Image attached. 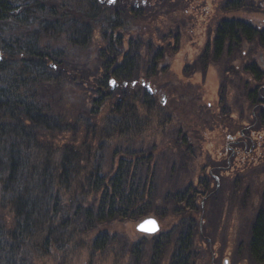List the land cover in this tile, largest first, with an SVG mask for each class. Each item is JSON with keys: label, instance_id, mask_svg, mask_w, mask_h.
<instances>
[{"label": "trees", "instance_id": "16d2710c", "mask_svg": "<svg viewBox=\"0 0 264 264\" xmlns=\"http://www.w3.org/2000/svg\"><path fill=\"white\" fill-rule=\"evenodd\" d=\"M110 1L0 0V183L12 202V255L19 249L23 254L33 251L32 248L36 254L48 251L54 231L74 236L77 230L74 222L89 234L110 222L139 221L152 213L159 214L162 209L169 211L168 208L174 209V203L178 206L185 203L191 208V198L188 202L187 198L162 194L165 184L159 179V166L154 161L155 147L144 149L146 141L141 142L142 127L138 121L142 109L158 107L155 87L151 86V92L148 87L139 86V79L158 80L159 66L168 51L157 42L166 29L158 28V19L153 16L158 13L147 3ZM249 1L226 2L231 10L239 11L250 9ZM143 24H148L147 31ZM96 32L101 39L100 65L90 77L95 80L96 84L91 85L100 100L93 101L90 116L85 113L88 116L85 121L75 115L74 119L72 116L67 119L46 106L45 91L51 85L59 87L62 83L66 88L77 82L71 75L79 76L77 70L67 69L69 60L74 61L73 51L91 46ZM245 42H255L264 48V28L242 20L221 19L212 48H207L200 61L207 67L209 62H217ZM244 70L255 81L263 82L247 95L253 105H262L260 119L264 122V70L254 63L247 64ZM184 72L188 77L187 70ZM154 85L161 89L160 85ZM135 94L141 96L135 98ZM103 108L108 119L93 117ZM81 129L84 135L79 137V144L64 141L66 133ZM130 130L131 138L135 136L137 142L132 140L127 147L122 140L129 139ZM113 134L120 136V140H106ZM111 148L112 156L105 155ZM57 155H61L59 160ZM174 172V169L170 172L173 177ZM64 199L67 204L75 203V218L64 216L71 222L66 224L59 223ZM71 228L74 229L69 233ZM255 233L253 250L261 256L264 254L261 216ZM36 239L45 242L35 245ZM99 240L92 241L93 250L99 247ZM187 250L175 247L171 264L187 262L183 261Z\"/></svg>", "mask_w": 264, "mask_h": 264}, {"label": "rangeland", "instance_id": "374dc122", "mask_svg": "<svg viewBox=\"0 0 264 264\" xmlns=\"http://www.w3.org/2000/svg\"><path fill=\"white\" fill-rule=\"evenodd\" d=\"M139 1L155 8L154 13H158L153 15L158 19V28L166 29V32L159 34L158 42L153 37L152 40L168 51L165 61L159 66L161 72L157 81L139 79V86L143 82L153 84L159 92L156 97L158 107L141 110L142 116L138 119L142 127L141 142L146 141L144 149L155 147L154 161L158 163L157 168L159 166V179L165 184L161 188L163 195L173 194L169 196L173 198L175 193L183 192L191 185L197 188L193 190L197 197L187 198L188 202L191 198L190 209L185 203L179 206L174 203V209L168 208L169 211L162 209L159 214L152 213L139 221L110 222L89 234L74 222L77 229L74 236L70 233L74 228L68 230L70 234L54 231L48 251L36 254L32 248L33 251L23 254L19 249L12 255V202L0 183V264H171L174 252V244L171 243L175 241L173 235L177 225L191 224L193 217L198 223L194 233L193 264H223L224 258L232 264L249 260L246 250L250 230L257 214L264 211V122L260 119L262 105H253L247 93L263 82L255 81L244 67L254 63L263 71L264 48L255 42H245L230 54L226 52L217 62H209L207 67L200 59L207 48H212L215 29L221 19L244 20L264 28V0H250L251 8L239 11L231 10L227 0ZM143 26L147 31L148 24ZM100 45V34L96 32L90 47L73 53L70 51L74 61L69 57L67 69L74 67L79 76L71 75L78 80L66 88L62 83L59 87L51 85L46 88L44 103L50 110L52 108L67 119L70 116L74 119L75 115L82 122L90 116L93 101L100 100L97 90L91 85V82L96 84L95 80L90 77L100 65ZM186 70L188 77L184 74ZM154 84L160 85L161 89ZM133 87L137 88V84ZM137 91L143 92L139 88ZM140 96L134 95L135 98ZM161 97L167 100L166 105L162 104ZM105 109L93 117L108 119ZM86 112L88 116H85ZM128 134L129 139L122 140L127 147L132 140L137 142L135 136L131 138V130ZM83 135L84 129L66 133L64 141L76 145ZM120 138L113 134L106 140ZM242 139L248 142L253 158L263 161L259 167L257 163L252 166L246 156H243L244 160L241 157L235 159L226 151L232 150ZM261 148L258 152L257 149ZM112 150L109 149L105 155L110 153L112 156ZM56 157L59 160L61 155ZM241 164L243 168H249L241 170ZM218 167L223 170L221 173ZM173 169L176 170L174 177L170 175ZM202 178L209 180L211 186L208 191L201 184ZM188 191L191 194V190ZM63 202L61 207L64 211L59 223H71L65 217L71 215L69 219L74 220L75 203L67 204L65 199ZM149 217L158 220L160 232L167 234L166 243L157 248L155 237L137 230V225ZM98 237L107 238V241L102 242ZM161 239H165L163 235ZM95 240H99V247L93 250L92 241L94 243ZM44 242V239H36L34 243L40 246ZM213 250L218 252L220 261L212 258Z\"/></svg>", "mask_w": 264, "mask_h": 264}, {"label": "flooded vegetation", "instance_id": "af4514ba", "mask_svg": "<svg viewBox=\"0 0 264 264\" xmlns=\"http://www.w3.org/2000/svg\"><path fill=\"white\" fill-rule=\"evenodd\" d=\"M154 89L157 91V94H158L159 93L158 90L156 88H154ZM150 91L152 92V90H150ZM161 102H162L163 105H166L167 104V100L164 97H161ZM236 142H237V140L234 141L233 143H236ZM229 146H230V144H229ZM262 149L263 148L257 149V150L259 152ZM249 150L250 149H249L248 142H246V141H244L242 139V141L239 140L237 142V144L234 147H232V150L227 149L226 151L230 154V157L231 158L237 159V157L243 158V156H246L247 158H249V162L252 164V166L253 165L256 166L255 163H257V165L259 167V164L261 162H263V161L260 162L256 158H253L254 153L252 151H251V153H249ZM223 154L226 155L225 152H223ZM251 158H253V159H251ZM243 160H244V158H243ZM179 166H181V165H179ZM212 168H214V167H211L210 169H212ZM248 168L249 167L243 168V165L242 164L239 165V169H241V170H247ZM222 171L223 170L221 169V167H218V172L221 173ZM211 174L213 175V171H211ZM201 181H202L201 184H203V186L205 187V189L208 191L209 188H210V186H211V185H209V180L206 181V179H203L202 178ZM195 188L196 187H192L190 185L187 189H185V191L175 193L174 194V197L175 198H178V197H181V198H188V197L196 198L197 197L196 195H198L197 192H196V195L193 194V192H194L193 190H195ZM188 190H191V194L189 193ZM196 191H198V190H196ZM171 195H173V194H171ZM262 204H264V201L263 200H262ZM260 216L262 218H264V211L263 210H261L257 214V217L255 218V220H254V222L252 224L251 230H250V242L247 245V248L248 249L246 250V253L248 254V259L249 260L246 261V262H240V263L237 262L238 264H264V254L261 255V256L256 255V253L253 250V245L256 243L255 242L256 241L255 240V238H256V233L255 232H256V227H257V220H258V218ZM197 229H198V223H197V220L196 219H194V221H193L192 224H190V223H186V224L181 223V225H179V226L177 225V228L175 230V234L173 235V237H176V238H175V241L172 242L171 244H174L173 245L174 248L175 247H178V248H188V250L186 251L187 255L185 257H183V261L187 260V262L181 263V264H193L194 263V261H193L194 260V257H193L192 251H193V248H194L193 245L196 244V237H195L194 233H195V230L197 231ZM160 233L161 232H159L157 234H154V235H150L151 237H155V239H157V241H158L157 245H159V246L162 245V244H165L166 241H167V236H165L167 234H162L161 233L163 235V237L165 238V239H161L162 238V235H160ZM262 241L264 242V236H263ZM182 252L185 253V250H183ZM213 257H214V260L220 261V256H219L218 252H215L214 251V253L212 254V258ZM191 261H192V263H191ZM213 264H220V263L219 262H214ZM223 264H232V263L229 261V259H225L224 258Z\"/></svg>", "mask_w": 264, "mask_h": 264}, {"label": "water", "instance_id": "95a60500", "mask_svg": "<svg viewBox=\"0 0 264 264\" xmlns=\"http://www.w3.org/2000/svg\"><path fill=\"white\" fill-rule=\"evenodd\" d=\"M0 59H1V55H0ZM143 84H145V82H143ZM160 229H161L160 223L155 218L145 219L137 225L138 232L148 235L157 234L160 231Z\"/></svg>", "mask_w": 264, "mask_h": 264}]
</instances>
